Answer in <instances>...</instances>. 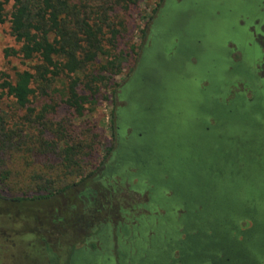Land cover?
<instances>
[{
  "label": "trees",
  "instance_id": "16d2710c",
  "mask_svg": "<svg viewBox=\"0 0 264 264\" xmlns=\"http://www.w3.org/2000/svg\"><path fill=\"white\" fill-rule=\"evenodd\" d=\"M262 1L183 0L184 7L171 12L160 27V53L151 55L157 74L141 81L132 111L118 113V123L130 135L111 128L114 138L120 135L130 142L121 155L125 161H117L121 169L113 174L121 178L113 189L131 184L127 178L134 167L137 182L127 189L147 201L132 206L142 210L140 215L122 213L129 223L118 227L115 256L111 227L106 226L100 229V249L91 245L98 256L87 264H182L181 258L213 264L219 260L203 261L201 248L215 242L228 245L218 256L219 264H241L243 235L249 240V264L264 255V88L256 91L248 70L256 52L244 54L238 65L228 63L223 52L227 43L254 49L250 32L237 22L241 16L258 15ZM135 2L0 0V25L8 22L19 46L6 49L5 55L17 57L21 65L14 81L0 73V90L24 112L20 128L0 115V185L19 177L17 186L25 189L21 197L7 200L49 199L89 177L81 175L83 164L68 146L73 124L67 118L57 120V115L62 104L76 118L83 117L87 102L79 89L90 97L101 89L115 95L118 67L138 53L133 47L129 53L116 51L122 25L111 17ZM162 2L157 0L156 6ZM170 52L172 56L162 58ZM99 56L102 63L97 62ZM189 58L195 63L188 64ZM239 84L251 92L250 100L240 93L229 98L230 87ZM56 95L60 101L53 98ZM38 98L45 103L36 106ZM27 130L49 138L37 140ZM12 155L19 156L22 172L7 167ZM67 177L79 181L65 186ZM247 223L250 227L241 228ZM192 243L198 247L194 252L187 248Z\"/></svg>",
  "mask_w": 264,
  "mask_h": 264
},
{
  "label": "rangeland",
  "instance_id": "374dc122",
  "mask_svg": "<svg viewBox=\"0 0 264 264\" xmlns=\"http://www.w3.org/2000/svg\"><path fill=\"white\" fill-rule=\"evenodd\" d=\"M135 1L134 5L126 11L117 10L111 17L114 23L122 25L119 28L121 36L117 40L116 51L129 53L130 48L133 47L138 53L135 58L128 56L127 60L118 67L114 80L119 87L115 95L110 94L109 90L101 89L96 96L90 97L87 92L79 89L78 93L87 102V111L83 117L76 118L62 104L57 115V120L67 118L73 124L74 133L68 146L75 148L72 153L74 157L75 155L78 157L76 161L83 164L81 175L89 177L83 182L78 180L79 177L76 179L67 177L65 186L73 182L80 183L75 188L66 189L67 191L62 193L58 192L49 199L22 203L7 200L24 195L25 189L17 186L20 182L19 177L14 179L10 177L5 184L0 185V195L5 199L0 198V264H65L74 248L91 250L93 244L95 250H99L102 243L100 229L106 226L111 227L112 250L115 256L118 249V227L129 223L125 221L126 218L122 216V213L129 212L135 216L142 213L141 209L133 210L132 206L145 202L147 199L144 195L127 189L128 185L134 186L137 182L134 176L136 168L131 167L129 170L130 175L127 180L131 184H126L117 190L113 189L121 178L113 174L114 172L118 174V170L121 169L117 161L125 160L124 157L121 158V155L123 156V151H127L130 142L124 141L117 133V138H114L111 128L115 126L116 130L122 131L126 137L130 135V130L123 129L118 123V113L123 109L132 111V104L137 102L135 91L138 86L130 87L133 82H136V78H140L139 70L140 65L142 69L144 68L142 62L145 52L151 49L147 53L148 60H146L150 62L152 53L156 52L152 47L160 38V27H165L168 15L170 16L171 12L175 13L178 7H184L185 3L183 0H163L157 7V0ZM243 1L239 0V2ZM261 5L264 6L263 1ZM154 9H156L155 12ZM10 11L11 2L6 6L5 13L9 15ZM151 15L152 18H150ZM237 23L250 32L254 49L249 50L247 45L244 50H240L232 43H227L223 52L228 63L235 65L242 62L244 54L251 56L253 52H256V60L248 66V70L256 81V91L260 93L264 88V8H261L258 15L250 14V18L245 19L241 16ZM155 31L157 34H154ZM18 47L10 35L8 22H4L0 25V73L9 76L12 81L21 65L17 57L6 56L5 50L18 49ZM168 56H172L171 52L162 54L163 59ZM97 62L102 63L103 57L99 56ZM192 62L195 63L193 58L187 59L188 64L191 65ZM150 64L154 68L153 63L150 62ZM155 70L157 72V69ZM230 88L229 98L233 93H240L242 96L245 94L248 100L251 99V92L244 89L242 84L237 85L236 88ZM53 98L60 101L58 95ZM44 103L43 99L38 98L36 106ZM112 110L116 112L113 117H111ZM0 115H6L10 126L21 127L19 119L23 117L24 112L19 110L1 90ZM136 129L139 130L140 127ZM27 131L40 141L49 138L48 134ZM138 136L141 134L138 133ZM64 146L61 144L60 148ZM110 150L112 151L109 153ZM17 158L19 156L8 157L11 164H7V167L9 169L13 167L15 172L20 173L23 168H18L22 164ZM14 160L17 161L13 164L11 161ZM250 225V223L242 224L241 228L250 227ZM261 264H264V260Z\"/></svg>",
  "mask_w": 264,
  "mask_h": 264
},
{
  "label": "flooded vegetation",
  "instance_id": "af4514ba",
  "mask_svg": "<svg viewBox=\"0 0 264 264\" xmlns=\"http://www.w3.org/2000/svg\"><path fill=\"white\" fill-rule=\"evenodd\" d=\"M158 47L159 46L157 45V43H155V46L152 47V49L157 50V53H158V51H159ZM150 50L151 49L146 51L145 55H144L145 57H143L142 65H144V68L142 69L141 65H140V70H139L140 71V78H136L138 81L136 80V82H133V84L131 85L130 88H133V87L136 88L137 86L140 85L141 81L144 82L146 79H150V77H154V75L157 74L156 70L153 67H151V64H150L151 61L150 62L146 61V60H148L147 53ZM137 82H138V84H137ZM122 161H125V160H122ZM255 225H256V223H255ZM243 237L245 238L246 235H243ZM244 238H243L242 242H243V244H245V246L241 249V251L238 252V254H239L240 259L242 260L241 264H249L248 263V255L251 254V252L247 249V243L249 242V240L244 239ZM187 248L189 251L194 252V251H196V249L198 247H196V245H193V243H192ZM226 249H228V245L215 242V243H212L211 245L204 246L201 248V251L204 254L201 257H202L203 261H205V262H206V260H211L213 258H216L219 260V262L213 263V264H219L222 259H220L218 256L221 254L224 255L225 253H222V251L226 250ZM180 254H182V253H180ZM97 256L98 255H97L96 251H94V250L93 251L83 250V249L82 250H76V251H74V253L71 257L70 264H87L89 258L93 257L95 259V257H97ZM263 257H264V255L260 256V258L258 257V259H256L252 264H259V262H262L264 260ZM188 258H190V257H188ZM225 260H226V262L230 261V259L226 258V257H225ZM178 261L181 262L182 264H191V262L188 263V262H186L187 260H184V259L182 260V258ZM173 262L174 261H172V263Z\"/></svg>",
  "mask_w": 264,
  "mask_h": 264
}]
</instances>
